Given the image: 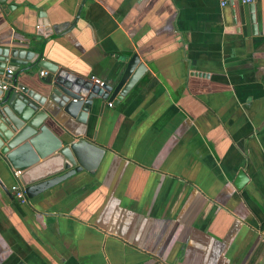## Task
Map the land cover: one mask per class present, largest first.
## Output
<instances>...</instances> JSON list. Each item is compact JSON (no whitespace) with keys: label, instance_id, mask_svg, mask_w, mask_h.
I'll list each match as a JSON object with an SVG mask.
<instances>
[{"label":"crops","instance_id":"0c3cea01","mask_svg":"<svg viewBox=\"0 0 264 264\" xmlns=\"http://www.w3.org/2000/svg\"><path fill=\"white\" fill-rule=\"evenodd\" d=\"M39 10L59 67L114 84L137 54L146 70L85 123L43 121L47 146L105 149L93 173L21 202L0 157V264H264V0H6L0 46L28 48Z\"/></svg>","mask_w":264,"mask_h":264},{"label":"water","instance_id":"95a60500","mask_svg":"<svg viewBox=\"0 0 264 264\" xmlns=\"http://www.w3.org/2000/svg\"><path fill=\"white\" fill-rule=\"evenodd\" d=\"M59 35L54 33L45 12L39 10L28 48L0 46V157L16 173L14 178L23 186L27 198L76 172L93 173L105 152L103 147L81 137L65 141L64 145H45L49 138L44 136H48L49 128L43 121L48 115L58 120L59 112H63L85 123L96 98L102 101V106L117 104L146 70L138 55L133 54L114 84L93 81L92 76H76L44 58L46 44ZM35 65L47 70L41 78L40 90L17 80L19 74ZM6 69L12 73H6ZM5 83L8 86L3 90L1 85ZM35 153L39 156L35 157ZM246 179L240 172L235 186L240 188Z\"/></svg>","mask_w":264,"mask_h":264},{"label":"built area","instance_id":"2783aa9c","mask_svg":"<svg viewBox=\"0 0 264 264\" xmlns=\"http://www.w3.org/2000/svg\"><path fill=\"white\" fill-rule=\"evenodd\" d=\"M218 2H219L221 7H224V6H227L229 4H234V3L250 4V3L254 2V0H218ZM5 72L11 74L12 70L6 69ZM40 73H41V75H44V71H41ZM7 86H8V84L5 83V84L1 85V88L6 89ZM109 105H111V103H109ZM15 175H16V173L14 174V176ZM10 190L14 194V196L18 200H20L21 202L27 201V196L25 195L24 188L18 181L15 180V182L12 184Z\"/></svg>","mask_w":264,"mask_h":264}]
</instances>
